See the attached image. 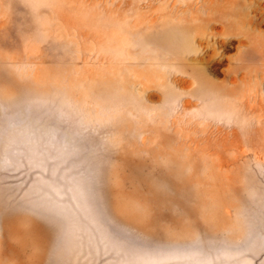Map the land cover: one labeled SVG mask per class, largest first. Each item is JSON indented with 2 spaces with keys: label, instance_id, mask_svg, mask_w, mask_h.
<instances>
[{
  "label": "rangeland",
  "instance_id": "rangeland-1",
  "mask_svg": "<svg viewBox=\"0 0 264 264\" xmlns=\"http://www.w3.org/2000/svg\"><path fill=\"white\" fill-rule=\"evenodd\" d=\"M0 264H264V0H0Z\"/></svg>",
  "mask_w": 264,
  "mask_h": 264
}]
</instances>
